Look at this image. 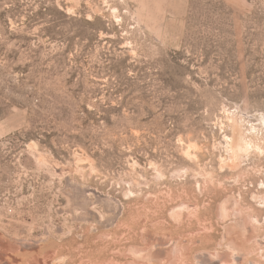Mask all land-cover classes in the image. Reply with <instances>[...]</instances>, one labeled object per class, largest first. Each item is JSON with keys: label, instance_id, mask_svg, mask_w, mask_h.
<instances>
[{"label": "rangeland", "instance_id": "rangeland-1", "mask_svg": "<svg viewBox=\"0 0 264 264\" xmlns=\"http://www.w3.org/2000/svg\"><path fill=\"white\" fill-rule=\"evenodd\" d=\"M0 264H264V0H0Z\"/></svg>", "mask_w": 264, "mask_h": 264}, {"label": "bare ground", "instance_id": "bare-ground-1", "mask_svg": "<svg viewBox=\"0 0 264 264\" xmlns=\"http://www.w3.org/2000/svg\"><path fill=\"white\" fill-rule=\"evenodd\" d=\"M245 147L247 148L248 146L245 145ZM242 149H243V146H241L240 144H237L235 148H232V150H230V159H231L230 166H232V167L236 166L237 162L235 161V158L237 157L239 151Z\"/></svg>", "mask_w": 264, "mask_h": 264}]
</instances>
